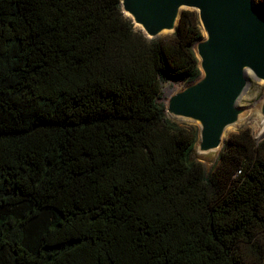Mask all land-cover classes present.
Here are the masks:
<instances>
[{"label": "trees", "instance_id": "trees-1", "mask_svg": "<svg viewBox=\"0 0 264 264\" xmlns=\"http://www.w3.org/2000/svg\"><path fill=\"white\" fill-rule=\"evenodd\" d=\"M120 1L0 0V264H264V138L206 172L159 101L196 10L149 38Z\"/></svg>", "mask_w": 264, "mask_h": 264}, {"label": "water", "instance_id": "water-1", "mask_svg": "<svg viewBox=\"0 0 264 264\" xmlns=\"http://www.w3.org/2000/svg\"><path fill=\"white\" fill-rule=\"evenodd\" d=\"M121 9L147 37L173 32L183 9L198 14L202 38L193 45L199 76L170 89L166 113L199 126L198 149L225 141V130L246 110L239 102L252 81L264 85V5L255 0H121ZM137 25L139 27H137ZM264 116V95L260 105Z\"/></svg>", "mask_w": 264, "mask_h": 264}, {"label": "rangeland", "instance_id": "rangeland-1", "mask_svg": "<svg viewBox=\"0 0 264 264\" xmlns=\"http://www.w3.org/2000/svg\"><path fill=\"white\" fill-rule=\"evenodd\" d=\"M169 34H171V32H163L158 37L169 35ZM186 85L187 83L179 79H172V78L166 79L162 84V93L159 97V101H163L165 105V100L168 94L170 93V89L173 91H178V90L183 89ZM263 95H264L263 83L260 81H252L247 91L244 93V95L242 96L239 102V105L246 110V114L244 118L242 119V122H240L239 126L235 128L231 133L237 132L240 129L248 128L256 138L258 139L264 138V134L261 133L263 129V125H264V120H263L264 116H262L259 111ZM166 115L168 116V118L175 120L180 124L191 125L198 129V139L194 147L193 157L203 164L206 172H210L212 167L214 166V164L216 163L218 159V155L220 153L221 148L217 152H211L208 154L199 151L198 149V141H199L198 124L192 120L172 116L168 113H166ZM231 133H229L228 136ZM228 136H226L225 139Z\"/></svg>", "mask_w": 264, "mask_h": 264}, {"label": "bare ground", "instance_id": "bare-ground-1", "mask_svg": "<svg viewBox=\"0 0 264 264\" xmlns=\"http://www.w3.org/2000/svg\"><path fill=\"white\" fill-rule=\"evenodd\" d=\"M137 27H139L138 25H137ZM245 116V115H244ZM244 116L242 115V117L240 118V120L239 121H237L236 123H234V124H232V125H229L227 128H226V130H225V134H224V136L226 137V136H228V134L229 133H231L235 128H237L238 126H239V124H240V122H242V119L244 118ZM264 120V119H263ZM262 134H264V125H263V129H262V132H261ZM261 134V135H262ZM221 148V146H219V147H217V148H214V149H212V150H210V151H208V152H204V153H211V152H217L219 149Z\"/></svg>", "mask_w": 264, "mask_h": 264}]
</instances>
